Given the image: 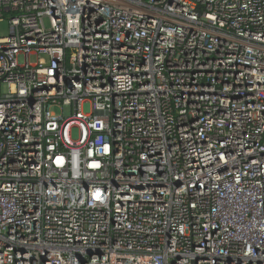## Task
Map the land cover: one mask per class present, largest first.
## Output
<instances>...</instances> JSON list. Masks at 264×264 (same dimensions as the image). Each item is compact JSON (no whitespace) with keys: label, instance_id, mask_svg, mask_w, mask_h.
Returning <instances> with one entry per match:
<instances>
[{"label":"built area","instance_id":"2783aa9c","mask_svg":"<svg viewBox=\"0 0 264 264\" xmlns=\"http://www.w3.org/2000/svg\"><path fill=\"white\" fill-rule=\"evenodd\" d=\"M3 21L0 264H264V0Z\"/></svg>","mask_w":264,"mask_h":264},{"label":"rangeland","instance_id":"374dc122","mask_svg":"<svg viewBox=\"0 0 264 264\" xmlns=\"http://www.w3.org/2000/svg\"><path fill=\"white\" fill-rule=\"evenodd\" d=\"M8 33V25L6 21L0 22V35H6ZM84 110H89V105L84 106ZM54 111H58L61 114L69 115L70 109L68 107H64L62 110H57L54 108ZM76 133V132H75Z\"/></svg>","mask_w":264,"mask_h":264}]
</instances>
